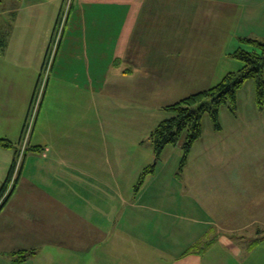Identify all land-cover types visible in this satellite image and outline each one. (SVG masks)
Returning a JSON list of instances; mask_svg holds the SVG:
<instances>
[{"label":"crops","instance_id":"0c3cea01","mask_svg":"<svg viewBox=\"0 0 264 264\" xmlns=\"http://www.w3.org/2000/svg\"><path fill=\"white\" fill-rule=\"evenodd\" d=\"M62 4L0 0V136L13 143L11 148L0 146V188L16 161L27 108ZM202 18L208 21L200 23V39H191L197 35L194 23ZM167 31L174 38L152 35ZM221 34L228 45L221 48L225 56L231 51L229 39L235 44L238 38L264 37V0H72L28 149L15 166V181L0 209V264H163L142 260V252L183 253L199 242L206 235L205 204L210 201L224 224L239 201L245 221L235 229L264 233V200L253 199L248 187L242 190L236 179L241 167L229 165L236 154H231L232 138L218 137L223 147L207 149L208 158L222 156L223 150L229 159L211 165L219 184L195 191L200 201L189 194L195 184L188 174L178 173L173 181L172 172L165 179L169 191L148 202L149 193L142 189L147 180L137 189L127 185L128 190L118 180V174L125 175L124 159L95 164L91 159L94 130L98 142H105L108 125L117 120L110 109L125 108L123 99L110 102V93L124 94L125 87L132 93L155 88L172 92V82L183 86L190 75L204 78L199 90L214 85L207 75L218 72V54L210 41ZM205 47L212 48L211 55ZM155 172L153 166L149 173ZM174 203L176 213L162 209ZM217 222L223 245L218 239L208 246L241 248ZM253 243L246 245L250 260L264 238L255 248ZM19 250H25V258L17 261ZM179 257L167 264L203 261L195 254Z\"/></svg>","mask_w":264,"mask_h":264},{"label":"rangeland","instance_id":"374dc122","mask_svg":"<svg viewBox=\"0 0 264 264\" xmlns=\"http://www.w3.org/2000/svg\"><path fill=\"white\" fill-rule=\"evenodd\" d=\"M228 19L234 23L233 17L229 14ZM207 21L206 18L197 19V22L193 26L197 35L191 36V39L195 37L197 40L200 39V31L202 30L200 23ZM205 34L207 36L206 32ZM152 35L153 37L157 35L159 38L165 36L174 38L170 31H167L165 35H160L155 32ZM225 38L221 34L216 38H211L214 42L210 41V47L216 46L218 54V60H215L218 72L211 77L209 74L207 75L209 80L214 82L213 84L217 83L226 72L237 70L241 66L240 61L232 58L228 53L226 56L223 54L221 48L228 46L224 45ZM257 39L263 41L264 37ZM229 40H227L229 42L227 49L231 48V51L238 48L240 44L242 48L250 49L248 44L240 43L239 38L234 39L235 44ZM153 47L155 50L157 49V46L154 45ZM198 47L204 50L203 46L199 44ZM212 51V48L206 49L205 47V53L208 55H211ZM203 80L204 78L192 77L190 75L188 82H184L183 86H177L172 82L169 86L172 92H160V89L155 88L154 92L142 90L139 93H132L128 90V87H125L124 94L115 93L117 92L116 90L114 93H110L109 101L116 104L117 101H122L123 99L125 108L118 109V105L116 108L110 109V114L113 117H117V120L111 126L108 125L110 136L108 134V136L104 137L103 140L106 139L105 142H98L94 130L91 147V153L93 155L91 157L92 163L95 164L94 162L97 163L99 160L100 162H106L108 159L116 160L118 157H121L122 161L124 159L125 175L118 174L121 176L118 180L125 182L126 190H128L130 184L133 186L137 185L144 168L155 166L156 172L154 174L147 173L146 178H144V180H147L146 183L149 184H145L142 187V189H146L149 193L146 200L148 202H151L153 197H160L169 191L168 188H165V179L168 176L172 178V172L175 175V179L172 178L173 181L178 180V173L180 175L188 174L191 177V181L195 184L192 188L193 193L190 192L189 194L194 196L195 200L200 201V197L195 194V191H205L204 188H207V185L210 186V184L215 182V175H212L213 170L211 165H219L223 158L225 160L229 159L228 153L223 150L220 151L222 156L212 155L208 158L210 152L207 149L212 150L213 145H216L217 148H222L223 145H220L218 137H229L234 139L231 147L233 152L231 154L236 153L230 158L229 165L235 164L236 167H241L240 172L236 176L237 181L242 183L241 189L247 191L243 187H248V191H251L253 194V199H256L257 202H260L261 199L264 200V103L260 108L255 101L253 79L246 80L243 86L238 89L236 93L235 112L230 111L228 103L219 107L218 120L221 126L220 130L214 128L208 113L202 115V135L200 139L194 142L187 157V164L185 163L186 165H183L182 170H180V163L183 150L180 143L184 141V133L180 136L177 144H168L162 149L159 156L155 155L154 144L150 138V133L161 120L172 115L171 111L165 109V106L191 93L197 92L202 87ZM124 85L127 84L124 83ZM119 91H122V88ZM27 114L23 122L21 135L26 124ZM108 121H110L109 117ZM93 127L95 129V126ZM242 136L246 137L242 138ZM21 144L23 143L21 142ZM186 166L187 171L184 170ZM243 167L245 168L243 169ZM139 169L141 172L137 174ZM183 170L184 173H181ZM168 187L170 188V186ZM237 190V194L240 196V190ZM177 192L176 186H173V196H177ZM187 197L189 200H192L190 196ZM216 207L219 208L220 206L216 205ZM231 207L233 206L231 205ZM234 207L235 214L231 216L230 221L227 219V223L224 224V219L216 215L219 211L212 206L211 201L209 204L206 203L205 213L209 216L205 218L206 235L204 238L195 244L193 243V246L187 248L183 253L182 250H173L172 254H162V256L159 254L158 256L152 252H142L141 259L146 262H161L167 264L170 260L172 261L178 258L179 255L188 257L195 254L203 257L202 264H264V245L263 247L256 248L258 253L254 254L252 260L248 258L246 249V245L251 244V242H254L252 244L253 248L258 246L264 238V233H254L252 235L251 230L253 229L249 227H244L243 230H236V225L243 226L241 223L245 221V212L243 205L239 201ZM256 208L260 207L257 206ZM162 209H173V213L177 211L175 203L171 206H164ZM240 216L241 220L239 221ZM217 220L220 223L221 231L226 235H231V241H235L241 248H210L211 246H208L214 240L220 239L218 237L219 227ZM219 245H223V238L220 239ZM127 255L128 253H126Z\"/></svg>","mask_w":264,"mask_h":264},{"label":"trees","instance_id":"16d2710c","mask_svg":"<svg viewBox=\"0 0 264 264\" xmlns=\"http://www.w3.org/2000/svg\"><path fill=\"white\" fill-rule=\"evenodd\" d=\"M71 4L72 0L70 2V5ZM239 42L248 44L250 49H244L240 44L238 48L228 52L232 58L240 61L241 66H239L237 70L228 71L214 85L191 93L165 106V109L171 111L172 115L161 120L150 133V138L154 144V153L156 156H159L160 152L166 145L177 144L180 136L184 133V141L180 143L183 150V156L180 163V170H182L183 165L187 162V157L194 142L202 135V115L204 113H208L211 117L214 128L216 130H220L221 126L218 120L219 107L228 103L230 111L235 112L236 93L248 79H253L255 101L260 108L262 107L264 103V40L262 41L257 38L243 37L239 38ZM55 58L56 55L51 65V70ZM35 92L36 87L32 94L29 108L33 101ZM42 98L40 99L38 107L41 105ZM20 143L21 140L18 144L19 147H16V152H19ZM0 146L11 148L13 143L0 136ZM25 149H28V140L24 150ZM15 162L16 161L14 160L7 178L0 188V209L6 202L16 178L13 177ZM152 170L153 166L144 168L143 172L140 174L137 185H135L136 189L143 183L145 175ZM24 252L25 250H19L16 252V254L19 255L18 259H16L17 261L25 258Z\"/></svg>","mask_w":264,"mask_h":264},{"label":"built area","instance_id":"2783aa9c","mask_svg":"<svg viewBox=\"0 0 264 264\" xmlns=\"http://www.w3.org/2000/svg\"><path fill=\"white\" fill-rule=\"evenodd\" d=\"M64 1H63L62 6H61V10L58 14V17L56 19V22H55V25H54V28L52 31V35H51L50 42H49V45H48V48L46 51L44 62H43L42 68L40 70V75H39L38 80H37L36 92H35V95L33 97V101L30 105V108L28 110L26 124L24 126L23 134L21 136V142L23 144L20 143V149H19V152H18L17 157H16L17 161L15 162V164H17V165L21 159V156L24 152V148L26 146L27 140L29 139L30 132L33 128V125H34V122L36 119V115H37V111L39 108L38 107L39 102L43 96L45 86H46V83H47V80H48V77L50 74L51 65L53 63L54 57H55L57 50H58V47H59L60 40L62 38V34H63L64 26H65V23L67 20L71 0H66L65 3H64ZM15 168H14V171H15Z\"/></svg>","mask_w":264,"mask_h":264}]
</instances>
